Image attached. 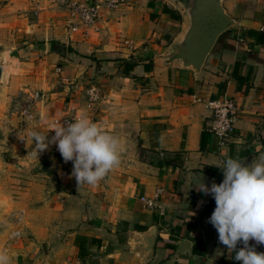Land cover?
Returning a JSON list of instances; mask_svg holds the SVG:
<instances>
[{
	"label": "crops",
	"instance_id": "0c3cea01",
	"mask_svg": "<svg viewBox=\"0 0 264 264\" xmlns=\"http://www.w3.org/2000/svg\"><path fill=\"white\" fill-rule=\"evenodd\" d=\"M60 1L0 0V158L36 165L43 183L21 187L13 215L29 264H241L207 222L215 200L197 187L222 182L213 164L227 157L251 165L264 155V0H220L232 23L197 72L167 61L184 22L175 0H121L88 26ZM89 87L97 94L91 105ZM18 90L39 92L23 125L8 113ZM221 98L237 106L223 143L206 131L207 102ZM81 111L125 151L96 186L77 188L72 162L54 143L36 158L29 132L50 139L54 120Z\"/></svg>",
	"mask_w": 264,
	"mask_h": 264
},
{
	"label": "clouds",
	"instance_id": "9594fccd",
	"mask_svg": "<svg viewBox=\"0 0 264 264\" xmlns=\"http://www.w3.org/2000/svg\"><path fill=\"white\" fill-rule=\"evenodd\" d=\"M46 132L30 130L29 138L35 142L34 155L43 153L54 143L65 163L72 162L71 175L77 188L96 186L121 163L125 151L123 141L102 125L93 122L85 111L74 119L57 122ZM47 130V131H48ZM213 166L223 173L219 184H202L197 189L211 195L215 208L207 218L218 233V241L234 260L241 264H264V253L257 252L249 241L264 245V155L251 164L227 157ZM242 245L241 247H237ZM0 264H11V257L0 250Z\"/></svg>",
	"mask_w": 264,
	"mask_h": 264
},
{
	"label": "built area",
	"instance_id": "2783aa9c",
	"mask_svg": "<svg viewBox=\"0 0 264 264\" xmlns=\"http://www.w3.org/2000/svg\"><path fill=\"white\" fill-rule=\"evenodd\" d=\"M121 0H101L90 2H77L73 0H61L63 8L69 16L75 17L79 23L83 25H91L98 17L101 7L111 8ZM74 30V26L70 27ZM87 104L91 105L97 100L96 90L92 87L86 89ZM39 97V92L34 90H18L10 101V114L18 116L21 121L30 122L34 118L33 107L35 101ZM210 121L206 126V131L215 136L219 142L223 143L229 138L234 130V121L237 114V106L235 102L229 98H221L219 100H209ZM69 121L67 118L62 119L61 123ZM54 123L58 122L56 120ZM17 143L22 142V137H16ZM145 205L153 209L152 200H146ZM16 222L20 221V215L15 216ZM11 236H19V230H13Z\"/></svg>",
	"mask_w": 264,
	"mask_h": 264
},
{
	"label": "water",
	"instance_id": "95a60500",
	"mask_svg": "<svg viewBox=\"0 0 264 264\" xmlns=\"http://www.w3.org/2000/svg\"><path fill=\"white\" fill-rule=\"evenodd\" d=\"M184 22L167 61L197 72L215 38L232 23L220 0H175Z\"/></svg>",
	"mask_w": 264,
	"mask_h": 264
},
{
	"label": "rangeland",
	"instance_id": "374dc122",
	"mask_svg": "<svg viewBox=\"0 0 264 264\" xmlns=\"http://www.w3.org/2000/svg\"><path fill=\"white\" fill-rule=\"evenodd\" d=\"M8 113L10 114V102ZM10 115L12 118L14 117L13 119L16 120L17 124H24V121H21L18 116ZM15 131L17 130L15 129ZM16 137L15 135L14 138ZM7 140H9L8 136ZM14 142L16 144L14 146L15 150H21L22 147L17 146L19 143ZM4 147L5 142L2 143L0 148V153L2 154H5ZM13 156L15 157L16 155L13 154ZM18 162H20L19 158H0V250L6 252L11 257V264H29L30 260L27 258L25 249H21V247L24 248V244L22 243L20 232L18 237L11 236L13 230H18L16 225L12 224V222H16L13 215L20 210L19 207L21 201H23L21 197L22 190L23 192L26 191L25 189H21V187L26 189L31 188L32 190V188H39L43 183L37 179L36 171L38 168L36 165L27 170L24 165H20Z\"/></svg>",
	"mask_w": 264,
	"mask_h": 264
},
{
	"label": "trees",
	"instance_id": "16d2710c",
	"mask_svg": "<svg viewBox=\"0 0 264 264\" xmlns=\"http://www.w3.org/2000/svg\"><path fill=\"white\" fill-rule=\"evenodd\" d=\"M257 41H258V42H262V41H264V30H263V32H261V33L258 34V36H257ZM166 162H168V160H165V161H163V162H158L157 164L160 165V164H162V163H166Z\"/></svg>",
	"mask_w": 264,
	"mask_h": 264
}]
</instances>
